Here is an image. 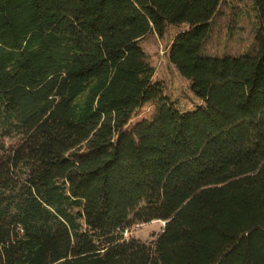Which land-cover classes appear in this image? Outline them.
Returning <instances> with one entry per match:
<instances>
[{
  "label": "trees",
  "instance_id": "16d2710c",
  "mask_svg": "<svg viewBox=\"0 0 264 264\" xmlns=\"http://www.w3.org/2000/svg\"><path fill=\"white\" fill-rule=\"evenodd\" d=\"M222 2L0 0V264H264V0L256 47L209 55ZM184 23L186 110L141 44Z\"/></svg>",
  "mask_w": 264,
  "mask_h": 264
},
{
  "label": "rangeland",
  "instance_id": "374dc122",
  "mask_svg": "<svg viewBox=\"0 0 264 264\" xmlns=\"http://www.w3.org/2000/svg\"><path fill=\"white\" fill-rule=\"evenodd\" d=\"M260 24L254 0H223L207 40L205 52L209 55L223 56L252 51L256 47V34ZM188 27L186 23L169 25L163 36L151 32L141 42L148 60L155 67V79L164 83L167 94L183 110L192 109L201 103L200 98L193 92L190 81L169 58L174 37ZM154 111V104H146L137 111L132 123L151 117ZM12 141L11 138L7 139L8 143ZM164 225L165 222L162 220L136 224L126 232V236L150 241L162 231Z\"/></svg>",
  "mask_w": 264,
  "mask_h": 264
},
{
  "label": "water",
  "instance_id": "95a60500",
  "mask_svg": "<svg viewBox=\"0 0 264 264\" xmlns=\"http://www.w3.org/2000/svg\"><path fill=\"white\" fill-rule=\"evenodd\" d=\"M166 223V222H165Z\"/></svg>",
  "mask_w": 264,
  "mask_h": 264
}]
</instances>
